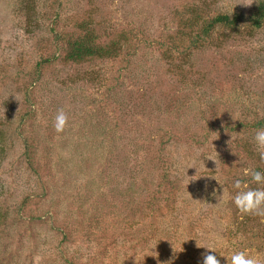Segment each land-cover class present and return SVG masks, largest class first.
<instances>
[{"label":"rangeland","instance_id":"374dc122","mask_svg":"<svg viewBox=\"0 0 264 264\" xmlns=\"http://www.w3.org/2000/svg\"><path fill=\"white\" fill-rule=\"evenodd\" d=\"M193 1L245 17L172 40ZM260 1L0 0V264H202L197 241L264 259V223L233 202L237 179L264 187L244 174L264 173ZM87 25L134 47L68 61Z\"/></svg>","mask_w":264,"mask_h":264},{"label":"trees","instance_id":"16d2710c","mask_svg":"<svg viewBox=\"0 0 264 264\" xmlns=\"http://www.w3.org/2000/svg\"><path fill=\"white\" fill-rule=\"evenodd\" d=\"M244 17L245 16L240 13L232 15L226 12H217L213 15H209L204 11L201 4L198 5L193 1L183 12L177 15L179 29L176 34L174 33L177 39L175 37L171 38L172 40L180 39L190 43H196L198 42V38L210 36L217 25H224L231 29L239 27ZM248 18L255 28L264 26V0L257 4ZM86 27H88V29L85 30L84 35L70 42V47L66 54V59L68 61L83 63L97 58H111L115 57L122 49H126V45H128V47H134L136 35L128 31L119 30L104 35L101 32L97 33L94 29H90L88 25ZM178 43L179 41H176V43L173 44V48H179L180 45H178ZM4 148L3 137L0 132V160ZM28 158L33 160L35 156L34 154L28 153Z\"/></svg>","mask_w":264,"mask_h":264},{"label":"clouds","instance_id":"9594fccd","mask_svg":"<svg viewBox=\"0 0 264 264\" xmlns=\"http://www.w3.org/2000/svg\"><path fill=\"white\" fill-rule=\"evenodd\" d=\"M53 127L57 133H63L68 127V116L63 109L58 110V113L54 118ZM254 141L256 151L259 153L260 159L264 160V129H260L256 132ZM209 159L212 160L211 157H209ZM244 174L246 176L251 175L252 181L256 184L264 185V173L260 171L245 170ZM233 187L240 190L236 193L233 200L239 212L242 214L260 217L261 222L264 223V187H258L255 189L249 188L248 185L240 179L235 180ZM213 194L215 195V193ZM223 195L222 197H219L220 200L223 199ZM217 242L223 243V241L219 239ZM197 247L205 249V252L201 254L202 264H221V261L213 254L216 252L214 247L201 244L199 241H197ZM226 257L227 264H264V259H262L259 254H252L247 249L233 251ZM34 260L35 264H39L40 258L38 256L35 257ZM136 261L138 264L137 258Z\"/></svg>","mask_w":264,"mask_h":264}]
</instances>
